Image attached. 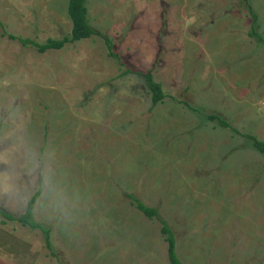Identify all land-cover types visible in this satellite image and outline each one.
Segmentation results:
<instances>
[{"label":"rangeland","instance_id":"obj_1","mask_svg":"<svg viewBox=\"0 0 264 264\" xmlns=\"http://www.w3.org/2000/svg\"><path fill=\"white\" fill-rule=\"evenodd\" d=\"M66 3L0 0V21L58 38ZM85 5L115 56L97 34L42 52L0 34V206L22 210L41 176L32 218L53 247L0 215V264H170L123 191L157 206L183 264H264V152L243 135L264 140V0ZM148 67L167 92L152 109Z\"/></svg>","mask_w":264,"mask_h":264},{"label":"trees","instance_id":"obj_2","mask_svg":"<svg viewBox=\"0 0 264 264\" xmlns=\"http://www.w3.org/2000/svg\"><path fill=\"white\" fill-rule=\"evenodd\" d=\"M66 13L70 19V29L68 33L62 35L61 37H46L43 40L35 39L31 36H21L17 34H13L4 29L3 23L0 21V34L6 35L8 38L16 39L23 46H29L34 48L38 52H42L46 49L52 48H60L66 42L74 41L80 38L89 37L92 34L99 35L107 48V52L110 55L115 56V52L112 51V44L108 37L103 36L100 32H98L94 27H92L86 16V5L85 0H67L66 3ZM251 22H254L256 15L250 11ZM250 35H254L257 39L262 40L263 38L255 31L253 25L250 26ZM129 69H124L123 72ZM140 72L147 92L149 94L150 104L148 106L149 109H152L158 102L162 101L163 98L167 95L161 86V83L153 78L152 75V67L146 68L144 71ZM169 95V94H168ZM208 119L214 120L220 126H227L233 131H238L234 125H232L228 120H226L221 114L216 112H209L205 115ZM237 133H240L238 131ZM241 134V133H240ZM243 135L249 138L251 146L260 152H264V140L258 139L255 136L243 133ZM40 178L37 179L36 185L34 189L27 196L24 206L22 210L13 213L5 210L0 206V215L7 219H15L21 224H27L30 227L38 226L44 233L45 245L53 253V247L48 241V228L43 226L38 221H35L32 218V210L34 207V202L39 195L40 192ZM124 197L128 200L129 203L134 205L141 213L150 218L156 219L159 224V232L163 235V239L166 241V252L167 258L170 264H183L177 257L174 249L175 245V237L174 233L168 224V221L164 219L158 212V208L156 205L146 203L142 200L137 194L132 191H123Z\"/></svg>","mask_w":264,"mask_h":264}]
</instances>
